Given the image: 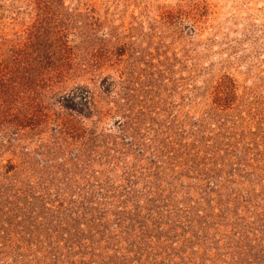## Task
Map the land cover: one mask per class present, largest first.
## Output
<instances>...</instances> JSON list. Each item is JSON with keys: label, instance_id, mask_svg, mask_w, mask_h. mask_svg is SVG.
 <instances>
[{"label": "rangeland", "instance_id": "1", "mask_svg": "<svg viewBox=\"0 0 264 264\" xmlns=\"http://www.w3.org/2000/svg\"><path fill=\"white\" fill-rule=\"evenodd\" d=\"M0 264H264V0H0Z\"/></svg>", "mask_w": 264, "mask_h": 264}]
</instances>
